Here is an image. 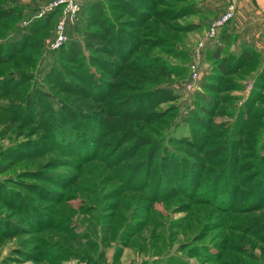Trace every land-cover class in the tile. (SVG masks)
<instances>
[{"label": "rangeland", "instance_id": "374dc122", "mask_svg": "<svg viewBox=\"0 0 264 264\" xmlns=\"http://www.w3.org/2000/svg\"><path fill=\"white\" fill-rule=\"evenodd\" d=\"M52 1L0 0V264H264L259 26L236 15L202 53L229 0H82L54 50ZM112 25L92 81L73 53Z\"/></svg>", "mask_w": 264, "mask_h": 264}, {"label": "trees", "instance_id": "16d2710c", "mask_svg": "<svg viewBox=\"0 0 264 264\" xmlns=\"http://www.w3.org/2000/svg\"><path fill=\"white\" fill-rule=\"evenodd\" d=\"M138 1V3L139 4H144V3H146V1H148L147 2V6H149L150 8H151V5H152V3H151V1L150 0H137ZM239 3H240V1H239ZM239 5V4H238ZM97 6V10H99V17H102V18H104V17H107V19L105 20V22H107L108 21V23H110L109 21H110V19L112 18V15H110V14H107V10L108 9H106L105 7H104V4L102 5H99V4H97L96 5ZM129 6H131V0H126V7H129ZM82 10V9H81ZM128 10V9H127ZM237 10H238V8H237ZM12 12H13V10H7L6 12H5V14L3 15V16H5V17H7V16H11V14H12ZM60 10H54V11H51V12H48V13H46L45 15H42L41 17H43L44 16V18H45V20H43L42 21V23H40V25H39V27L40 28H42V29H47V28H49V26L51 25V20H53V19H55V21H56V23L58 22V20H59V17H60ZM81 13V12H80ZM223 13V12H222ZM221 13V14H222ZM220 14V15H221ZM236 14H237V12H236ZM219 15V16H220ZM138 16H141V14H139L138 13ZM147 17V18H149V15H148V13L147 14H142V17ZM218 16V17H219ZM236 16V15H235ZM38 19V18H37ZM39 19H41L42 20V18H39ZM78 20V19H77ZM233 20V19H232ZM232 20L229 22V23H227L218 33H217V35L214 37V38H212V39H210L209 41H207L206 42V45H205V47L202 49V53L206 50V46L208 45V43L210 42V41H214L215 39H217V38H220V39H222V38H227V33H226V31H227V26L232 22ZM77 23V22H76ZM28 24V23H27ZM74 24V23H73ZM73 24H69V26L70 25H73ZM93 24V23H92ZM74 25H76V24H74ZM110 25V24H109ZM68 26V27H69ZM39 27H37V28H32L31 30H30V32H29V34H24L23 35V41H24V43L22 42V43H15V45L14 46H12V49L13 50H17L18 48V44H21L20 46H19V49H20V47L22 48V47H26L27 45L25 44V43H27L28 41H30V36H34L35 34H36V31H37V29H39ZM193 27H196V26H193ZM115 29V27L112 25V26H109L106 30H105V32L104 33H98V32H95V31H92L91 29H89V26H88V29L85 31L86 33H85V43H84V45H85V47H86V49H88L89 51H90V53H89V55L88 56H80L79 54H80V49L79 48H76V51L73 53V57H76V58H78V59H80V60H78L79 61V64H80V66H81V68L82 69H84V71L85 72H87V73H89V76L92 78V81H93V78L95 79L96 78V76H95V74L92 72V70L90 69V67L88 66V64L90 63L89 61H97V59H96V57H95V55H94V52H92V51H96V49H98V50H100V51H106V50H104L105 48L104 47H112L111 48V50L110 51H112L113 49H115L114 48V42H115V39H116V36H118L116 33H114L113 32V30ZM67 31H68V29H67ZM118 33H119V31H118ZM68 41V40H67ZM66 41V42H67ZM65 42V43H66ZM125 42H126V40H125ZM37 43L38 44H41L42 43V41L41 40H39V41H37ZM64 43V44H65ZM24 44V45H23ZM33 44L34 43H31V44H29L30 46H28V47H31V45H32V47H33ZM131 45V44H130ZM35 46V45H34ZM63 46V45H62ZM61 46V47H62ZM60 47V48H61ZM110 49V48H109ZM109 49L107 50V51H109ZM56 50V49H55ZM221 50H222V48H221V46L218 48V49H215V57H220V53H221ZM258 52V56H260V51L259 50H257ZM105 53H107V54H110V55H112V52H105ZM261 54H262V51H261ZM115 55H117V56H120V54H115ZM232 59H234L235 60V63H236V68L238 67L239 69L240 68H242V67H244V65H245V63H247L248 61H250L251 59H252V53L250 52H243L241 55H235V54H233L232 55ZM89 62V63H88ZM96 63H98V62H95V64ZM97 65H99V64H97ZM54 68H52V69H54V70H52V71H54V72H56V75L58 76V79H59V82H62V80L63 79H65L66 78V76L68 75L66 72H65V70L63 69V67H59V66H53ZM224 71H226V70H224ZM238 71V70H237ZM236 71V72H237ZM263 76H264V70H263V74H262ZM81 77V76H80ZM109 79H111V78H109ZM261 79H264V77H261ZM73 87V86H72ZM78 87H80V86H78ZM78 88L76 87V86H74L73 87V90H77ZM92 90H93V87H91L89 90H88V92H87V96H89V97H91V98H93V94H92ZM94 91V90H93ZM261 96H259L258 98H260ZM257 98V99H258ZM108 107H111V104L109 103V106ZM204 106H202V108H203ZM204 109V108H203ZM209 110H206V112H208ZM249 113L251 114L252 113V110L250 109L249 110ZM246 121L244 122V124H243V127H245V128H243L244 130H243V132L241 133L243 136H244V138H254V135L256 134V132H255V130H253V128L255 129V124L254 123H251V124H248L250 121H251V118L248 116H246ZM246 125V126H245ZM261 133V135H262V131L260 132ZM257 135V134H256Z\"/></svg>", "mask_w": 264, "mask_h": 264}, {"label": "built area", "instance_id": "2783aa9c", "mask_svg": "<svg viewBox=\"0 0 264 264\" xmlns=\"http://www.w3.org/2000/svg\"><path fill=\"white\" fill-rule=\"evenodd\" d=\"M240 0H229V4L223 14L211 22L204 38L199 43L198 50L202 52L206 42L214 38L217 33L229 23L236 15ZM82 9V0H53L47 7L41 11L40 16L54 10H60V17L56 25V38L52 43V49H59L68 39L67 29L69 24H73L79 18ZM193 74H197L196 66L192 67ZM191 87V86H189Z\"/></svg>", "mask_w": 264, "mask_h": 264}, {"label": "crops", "instance_id": "0c3cea01", "mask_svg": "<svg viewBox=\"0 0 264 264\" xmlns=\"http://www.w3.org/2000/svg\"><path fill=\"white\" fill-rule=\"evenodd\" d=\"M236 15L240 20H251L249 23L259 26L256 32L264 33V0H240Z\"/></svg>", "mask_w": 264, "mask_h": 264}]
</instances>
